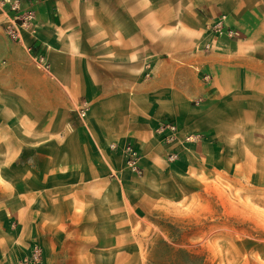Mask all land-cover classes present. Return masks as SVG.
Instances as JSON below:
<instances>
[{
  "label": "crops",
  "instance_id": "1",
  "mask_svg": "<svg viewBox=\"0 0 264 264\" xmlns=\"http://www.w3.org/2000/svg\"><path fill=\"white\" fill-rule=\"evenodd\" d=\"M255 105L264 0H0V264L146 215L178 176L166 154L226 144Z\"/></svg>",
  "mask_w": 264,
  "mask_h": 264
},
{
  "label": "rangeland",
  "instance_id": "2",
  "mask_svg": "<svg viewBox=\"0 0 264 264\" xmlns=\"http://www.w3.org/2000/svg\"><path fill=\"white\" fill-rule=\"evenodd\" d=\"M251 117L226 144L185 142L187 154L171 161H180L177 178L146 215L127 211L88 242L77 234H59L49 249L30 242L41 249L37 264H264V105Z\"/></svg>",
  "mask_w": 264,
  "mask_h": 264
},
{
  "label": "built area",
  "instance_id": "3",
  "mask_svg": "<svg viewBox=\"0 0 264 264\" xmlns=\"http://www.w3.org/2000/svg\"><path fill=\"white\" fill-rule=\"evenodd\" d=\"M29 14V13H28ZM213 31L221 32L222 27L219 24H216L212 27ZM228 34H234L233 30L227 29ZM204 79H208V75H203ZM157 132L161 134L163 141L166 143H173L178 140V130L177 126L174 123H162L157 129ZM195 139L194 135H187L182 140L183 142H189ZM125 153V165L128 169H130L133 173L140 175L142 170L139 166L138 159L139 153L134 149L131 144H127L124 147ZM178 154L175 152H168L166 154V159L168 161H173L177 159ZM41 258V249L38 245H33L26 256H23L19 259L15 264H37L40 262Z\"/></svg>",
  "mask_w": 264,
  "mask_h": 264
}]
</instances>
